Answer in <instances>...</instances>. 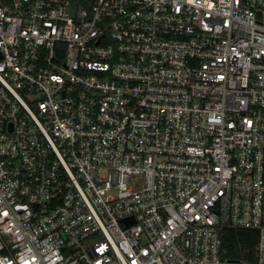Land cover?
<instances>
[{
    "label": "built area",
    "instance_id": "2783aa9c",
    "mask_svg": "<svg viewBox=\"0 0 264 264\" xmlns=\"http://www.w3.org/2000/svg\"><path fill=\"white\" fill-rule=\"evenodd\" d=\"M0 264H264V0H0Z\"/></svg>",
    "mask_w": 264,
    "mask_h": 264
},
{
    "label": "trees",
    "instance_id": "16d2710c",
    "mask_svg": "<svg viewBox=\"0 0 264 264\" xmlns=\"http://www.w3.org/2000/svg\"><path fill=\"white\" fill-rule=\"evenodd\" d=\"M220 237L224 258L253 260L258 242L256 230L222 227Z\"/></svg>",
    "mask_w": 264,
    "mask_h": 264
},
{
    "label": "rangeland",
    "instance_id": "374dc122",
    "mask_svg": "<svg viewBox=\"0 0 264 264\" xmlns=\"http://www.w3.org/2000/svg\"><path fill=\"white\" fill-rule=\"evenodd\" d=\"M77 8V5L74 3L73 5H72V11H75V9ZM73 14V13H72ZM74 15V14H73Z\"/></svg>",
    "mask_w": 264,
    "mask_h": 264
}]
</instances>
